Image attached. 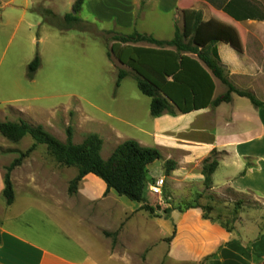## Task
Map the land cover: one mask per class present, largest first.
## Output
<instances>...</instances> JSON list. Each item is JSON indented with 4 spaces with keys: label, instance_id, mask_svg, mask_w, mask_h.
<instances>
[{
    "label": "crops",
    "instance_id": "0c3cea01",
    "mask_svg": "<svg viewBox=\"0 0 264 264\" xmlns=\"http://www.w3.org/2000/svg\"><path fill=\"white\" fill-rule=\"evenodd\" d=\"M74 1L69 0L68 4L72 5ZM228 1L84 0L80 8L87 14L82 15V19L99 22L102 24V28L115 26L119 29V34L129 33L125 32L129 29L150 34L144 28V30L142 29L143 32L139 31L141 29L140 22L149 17L153 19L161 16L169 18L175 31L173 19L180 16L182 28L184 10L200 11L203 21H208L225 32L226 30H234L237 33L235 39L232 37L234 33L230 34L232 36L226 35L225 41L216 42L214 51L219 59V64L226 71L224 74L227 75L229 82L237 89L252 92L262 102L260 106H255L247 97L232 92L228 102H221L216 106L207 102V104L191 109V95L188 94L190 102L188 105L182 106V108L191 109L187 112H182L177 105H173L172 112L165 111L159 116H152L149 102L150 119H146L148 126L139 128L141 133L134 137L124 138L121 131L113 126L107 132L99 127L97 131L87 132L96 133L100 138L101 132L107 140L110 139V143L115 141L114 138H124V140L133 138L143 146L156 148L161 156L157 159L160 163H156L155 160L147 165L146 172L150 174H146V184L148 186L160 181L162 193L157 195L158 200L167 206H171L168 200L171 201L174 198H227V191L233 195L250 193L256 198L264 199V90H259L261 85L257 88L256 84H252L254 79L247 75L250 71L262 70L264 34L261 30L237 31L240 26L264 27V20L254 18L236 20L232 18L222 9H219ZM256 2L264 10V0H256ZM123 31L124 33H122ZM151 36L157 40H170L174 34L169 39H163L159 35L151 34ZM250 38L257 39V46L247 44ZM113 43L116 41H113L111 45ZM117 44H120V48L125 45L123 43ZM126 44L131 47L176 51L173 46L162 47L129 42ZM164 52L162 51V53ZM158 53L156 56L162 60L167 58L165 53H161L162 55H158ZM181 55L199 61L194 53L184 52ZM185 64L186 66H193L188 60L185 61ZM199 64L206 71L208 70L201 61ZM120 67L127 72L126 76H129V70L131 71L132 68L125 63ZM210 77L213 88L209 100L212 101L226 89L217 92L220 80L212 74ZM134 80L136 83L135 78ZM165 81L171 82L172 77L161 78V85L164 86ZM254 91L260 93L262 98H258ZM207 96L208 94H205L204 97ZM174 97L180 101L179 103H182L183 97L178 94H174ZM204 99L202 98L198 102L201 104L206 100ZM79 117H81V124L96 121L90 115L83 113ZM116 118L122 120L119 116ZM119 143L121 142L117 143L116 141L112 149ZM212 152H214L218 164L211 175L210 186L205 188L201 173L202 163ZM166 160H172L175 163L174 168L168 174H166L164 166ZM32 164L45 165L46 173H41V168L38 170L25 169L27 166L33 167ZM55 164L59 165L48 153L46 146L38 144L10 172L14 187V200L10 205H6L2 196L4 184L3 171L0 168V264H93L95 261L93 260L94 250L89 247L86 240L83 242L78 239L75 241L67 237L61 238L52 232L50 225L54 221L53 215L62 216L65 215V211L67 214L70 213L68 220L72 225L79 226L88 223L97 230L106 225L102 223L103 215L108 214L111 223H115L124 217V228L131 241L119 242L114 250L110 251L108 256L117 261L132 262L138 260L139 258L136 256L141 251L135 250V248L139 244L147 246L148 242L144 244L145 240L138 235L136 226L130 230L126 229L127 224L138 213L145 214L144 219L147 222L155 220L156 226L163 229V234L153 238V242H161L164 245L163 251H166L165 257L170 263L259 264L264 261V231L260 230L256 224L246 228V232L240 231L237 227L229 229L216 220L204 218L201 207L203 204L199 201L197 204L188 207L174 205L168 211L153 209V212L150 213L140 208L142 202H134L125 197H119L112 190L105 193V183L92 173H87L81 179L77 188V195L73 197L75 198L73 200L67 189L71 176L67 172L64 173L65 170H69L68 166L63 165L60 168L62 171H55ZM76 173L77 169L73 173L74 176ZM55 179L62 183V189L55 190ZM23 191L28 194L23 196ZM149 193L153 194L146 188L144 199L148 198ZM46 197L52 199V206L47 205L48 201H42ZM107 197L114 202L117 201L119 212L112 211L111 207L106 210L101 205L86 206L87 202H99L101 204V201ZM76 198L78 200L77 205H75ZM19 205L26 206L19 207ZM34 207L40 213L39 223L24 222L22 216L25 214L19 212L20 208H26L25 212L29 213L35 209ZM209 207L213 211L217 209V205L213 201ZM158 211L162 212L159 213ZM149 253L146 261L153 260Z\"/></svg>",
    "mask_w": 264,
    "mask_h": 264
},
{
    "label": "rangeland",
    "instance_id": "374dc122",
    "mask_svg": "<svg viewBox=\"0 0 264 264\" xmlns=\"http://www.w3.org/2000/svg\"><path fill=\"white\" fill-rule=\"evenodd\" d=\"M68 2L69 0H0V121L23 119L30 124H40L44 130L62 142L66 138V128L70 126L72 141L75 144L80 143L87 132L99 130L98 127L106 132L111 126L118 128L124 138L140 134L138 129L146 128L148 126L146 119H150V98L138 90L133 78L135 72L132 70H129V76L122 78L119 85H116L118 70L123 63L114 52H110V47L114 41L113 36L120 32L119 29L115 26L102 28L99 22L82 19V15L86 14L83 9L82 11L80 9L77 14L82 22L74 24L78 29H59L56 25L65 26L63 16L72 11L75 1L72 5ZM44 9L49 13L44 12ZM173 20L174 25L181 28L180 16ZM140 27L139 31L143 32L147 29L150 33L147 35H159L163 39H169L174 34L172 23L164 16L146 18L140 22ZM246 30H261L264 34V27L240 26L237 29L238 32ZM134 31L137 30L129 29L125 32L130 34ZM235 32L226 30L225 33L227 36H232L230 34ZM236 34L232 36L234 39ZM236 39L239 40V38ZM129 43L156 45L146 40ZM257 43L256 38H250L247 41L249 46H257ZM162 46L171 47L172 45ZM36 54L40 58V65L33 77L29 78L27 65ZM261 66L262 70L250 71L247 75L254 79L252 84H256L257 88L261 85L259 90H264V62ZM225 76L227 77L226 74ZM246 81L248 83V80ZM219 85L221 88L217 87V92L226 89L221 81ZM254 93L258 95V98H262L260 93L256 91ZM80 112L104 123L88 121L86 124H81ZM118 116L122 120L117 119ZM100 136L104 142L100 151L103 159L109 156L116 141L118 143L124 140V138H114L115 141L110 143V139L107 140L103 133L100 132ZM32 141L30 135H25L17 142L9 141L0 135V168L3 173L5 167L19 157ZM155 162L160 163L159 160ZM61 166L63 165L55 164L54 170L62 171ZM40 168L42 169L40 172L45 174V165L35 164L25 169L38 170ZM68 169L63 171L67 172L72 179L76 168L68 167ZM146 174L150 173L146 172ZM61 185L62 183L55 179L56 191L62 189ZM76 192L69 193L71 199L76 197ZM22 193H24L23 196L28 194L25 191ZM149 194L141 205L150 206L156 211L158 209L168 211L174 205L188 207L199 201L203 204L201 206L203 213L229 229L237 227L240 231L246 232V228L256 224L260 230L264 231V199L256 198L250 193L233 195L227 191V198H174L171 201L168 200L171 206L164 205V202L160 203L157 195ZM26 201L28 202V199ZM42 201H48V206L53 205L52 199L48 197ZM211 201L217 205L214 211L209 207ZM77 204L76 198L75 205ZM94 205H101L106 210L111 207L114 212L120 211L117 201L114 202L108 197L103 199L101 204L99 202L86 203L87 207ZM23 206L26 205H19V207ZM34 208L29 213L25 212L26 208H20L19 212L25 214L22 216L24 222L39 223L40 213L36 207ZM64 214L62 216L53 215L54 221L50 225L52 232L61 238L67 237L83 242L86 240L89 247L94 250L93 264H173L166 260L164 245L161 242H153V238L163 234V229L156 226L155 220L147 222L144 219L145 214L138 213L126 226L129 230L136 226L138 235L145 240L144 244L148 242L147 246L139 244L135 248L141 252L136 256L139 259L132 262L117 261L108 256L119 242L131 241L124 228V217L111 223L108 214L103 215L102 223L106 224L107 228L105 225L97 230L88 223L74 226L68 220L70 213L67 214L65 211ZM149 250H151L150 253ZM148 253L153 260H145ZM259 264H264V261Z\"/></svg>",
    "mask_w": 264,
    "mask_h": 264
},
{
    "label": "trees",
    "instance_id": "16d2710c",
    "mask_svg": "<svg viewBox=\"0 0 264 264\" xmlns=\"http://www.w3.org/2000/svg\"><path fill=\"white\" fill-rule=\"evenodd\" d=\"M83 2L84 0H75L72 11L65 13L63 16L65 26H56L61 30L78 29L74 24L82 22L77 14ZM219 9H222L236 20L248 18L264 20V10L256 0H229ZM44 12L49 13L46 9H44ZM113 40L116 43L111 45L110 50L122 63L127 64L135 72L134 78L136 79L137 88L150 98V114L152 116H159L165 111L172 112L173 105H177L182 112H187L196 108V106L207 104V102L216 106L221 102H228L232 92L247 97L255 106L262 104L252 92L237 89L229 82L214 51V44L218 41H225L226 33L208 21H203L200 11L184 10L183 26L182 28L175 26L174 36L170 40H157L151 35L137 31L130 34L118 33L113 36ZM139 40H146L158 46L172 45L176 51L131 47L126 44ZM117 43L125 45L120 48V44ZM116 44L118 45L117 50L115 48ZM162 51H165L164 53L167 56L165 60L156 56L157 52L160 53L158 55L164 54ZM184 52L196 54L198 60L208 70L206 71L199 64V61L182 56L181 53ZM186 60L195 69L193 66H186ZM39 65L40 58L36 54L27 65L29 78L33 77ZM185 66L188 68L187 70ZM210 74L226 86V90L212 101L209 100L213 88ZM126 75L125 70L119 69L116 85ZM168 76L172 77V81H165V85H161V78L164 79ZM174 94L183 97L182 103H179L180 101L174 97ZM188 94L191 95V109L182 108L183 105H188L190 102ZM205 94H208V96L204 97ZM202 98L206 100L204 99L205 101L200 104L198 100H202ZM0 135L12 142L21 140L25 135H30L33 139L31 145L5 167L2 196L6 205H10L14 200V190L10 177L11 170L19 165L22 159L27 157L38 144H44L48 153L57 163L68 167L73 166L77 169L76 175L69 183V193L77 191L81 179L87 173H92L105 183V193L112 190L117 196L125 197L134 202L144 200V192L147 188V165L161 157L156 148L143 146L135 139L127 138L119 143L106 159H103L100 154L102 140L98 134L87 133L80 143L75 144L72 141L71 127L68 126L65 141L62 142L44 130L40 124H30L23 119L0 121ZM217 164L218 161L214 152L203 161L201 173L205 188L210 186L211 175ZM164 166L165 172L168 174L174 168L175 163L172 160H166ZM140 208L153 212L152 207L144 204ZM203 217L213 220L206 213H203Z\"/></svg>",
    "mask_w": 264,
    "mask_h": 264
},
{
    "label": "built area",
    "instance_id": "2783aa9c",
    "mask_svg": "<svg viewBox=\"0 0 264 264\" xmlns=\"http://www.w3.org/2000/svg\"><path fill=\"white\" fill-rule=\"evenodd\" d=\"M147 188L153 194L160 195L162 193L160 181L149 184Z\"/></svg>",
    "mask_w": 264,
    "mask_h": 264
}]
</instances>
